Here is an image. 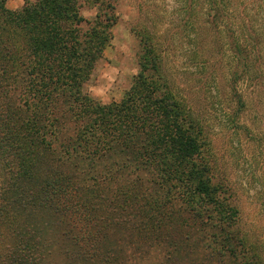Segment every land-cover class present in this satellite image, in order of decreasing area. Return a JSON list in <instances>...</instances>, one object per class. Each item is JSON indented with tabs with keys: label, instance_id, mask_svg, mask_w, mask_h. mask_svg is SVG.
<instances>
[{
	"label": "trees",
	"instance_id": "1",
	"mask_svg": "<svg viewBox=\"0 0 264 264\" xmlns=\"http://www.w3.org/2000/svg\"><path fill=\"white\" fill-rule=\"evenodd\" d=\"M93 1L88 19L80 0H0V264H264L206 114L162 72L158 30H142L119 102L90 94L118 21L115 0ZM175 1L192 49L204 30L214 45L194 66L227 70L226 127L262 140L244 113L264 96V0Z\"/></svg>",
	"mask_w": 264,
	"mask_h": 264
},
{
	"label": "rangeland",
	"instance_id": "2",
	"mask_svg": "<svg viewBox=\"0 0 264 264\" xmlns=\"http://www.w3.org/2000/svg\"><path fill=\"white\" fill-rule=\"evenodd\" d=\"M80 1L83 17L92 18L97 5L93 4V0ZM115 1L118 21L112 28V40L88 82L90 94L105 104L119 102L140 71L142 30H158L161 48L165 50L169 46L163 53L165 67L161 71L165 73L166 70L174 91L189 103L195 114H206L205 120L211 128L212 145L219 160V172L229 178L234 188L236 202L246 227L257 237L264 239V138L258 141L257 138H249L241 130L234 131L226 127L227 121L223 115H226L232 105L226 83L229 78L227 70L220 68L216 57L208 62L205 69L194 66V59L210 58L211 49L214 48L210 38L205 35L206 31L201 32L203 38L198 47L192 49L193 45L186 39V31L181 32L185 18H182V14L175 13L180 5L177 1ZM209 84H212V96L206 94L205 106L203 97ZM246 95L249 99L244 122L253 132L264 134V124H256L252 111V103L257 98L260 99V113L264 114V96H257L255 92ZM142 264L153 263L147 260Z\"/></svg>",
	"mask_w": 264,
	"mask_h": 264
},
{
	"label": "crops",
	"instance_id": "3",
	"mask_svg": "<svg viewBox=\"0 0 264 264\" xmlns=\"http://www.w3.org/2000/svg\"><path fill=\"white\" fill-rule=\"evenodd\" d=\"M24 0H7L6 6L10 10H16L23 6Z\"/></svg>",
	"mask_w": 264,
	"mask_h": 264
}]
</instances>
